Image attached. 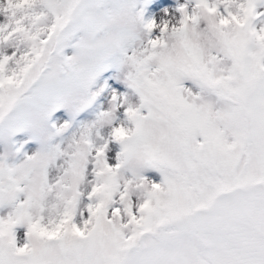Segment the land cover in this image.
I'll return each instance as SVG.
<instances>
[{
  "label": "snow or ice",
  "instance_id": "1",
  "mask_svg": "<svg viewBox=\"0 0 264 264\" xmlns=\"http://www.w3.org/2000/svg\"><path fill=\"white\" fill-rule=\"evenodd\" d=\"M0 264H264V0H0Z\"/></svg>",
  "mask_w": 264,
  "mask_h": 264
},
{
  "label": "rangeland",
  "instance_id": "2",
  "mask_svg": "<svg viewBox=\"0 0 264 264\" xmlns=\"http://www.w3.org/2000/svg\"><path fill=\"white\" fill-rule=\"evenodd\" d=\"M170 2H174V0H170ZM154 10V5L150 4L147 15H151Z\"/></svg>",
  "mask_w": 264,
  "mask_h": 264
}]
</instances>
